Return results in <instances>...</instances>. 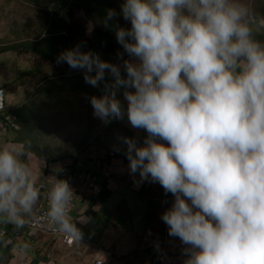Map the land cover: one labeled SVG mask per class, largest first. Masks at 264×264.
Returning <instances> with one entry per match:
<instances>
[{"label":"clouds","instance_id":"1","mask_svg":"<svg viewBox=\"0 0 264 264\" xmlns=\"http://www.w3.org/2000/svg\"><path fill=\"white\" fill-rule=\"evenodd\" d=\"M118 15L130 23L114 29L122 65L83 44L57 63L82 70L93 88L103 85L89 97L94 117L108 124L126 115L147 133L142 144L122 138L129 172L174 197L161 220L185 245L183 264H264V41L256 38L264 18L250 0H122L103 25ZM95 26L89 21L86 32ZM30 148L0 145V218L16 229L43 221L81 243L77 224L91 218L70 215L75 194L55 175L62 169L54 171L46 214L36 217L41 187L25 162ZM46 166L43 159L40 175Z\"/></svg>","mask_w":264,"mask_h":264},{"label":"crops","instance_id":"2","mask_svg":"<svg viewBox=\"0 0 264 264\" xmlns=\"http://www.w3.org/2000/svg\"><path fill=\"white\" fill-rule=\"evenodd\" d=\"M252 1L262 0H250L251 3ZM257 15L264 18V6ZM256 38L264 41V29L257 32ZM12 44L14 43L2 47H15ZM53 52L44 56L48 63L53 60ZM118 52L123 53V49ZM61 65L66 66L64 63ZM47 66L49 68V64ZM121 73L123 75V67H121ZM105 78L108 81L112 79L107 72ZM122 93L123 89H120L117 96L126 107ZM6 106L8 113L6 115H10L9 111H11L19 127L23 114L18 115L14 112L19 107L15 105L10 95L9 100H6ZM3 113L0 114V145L22 142L16 138L17 129L9 127L6 123V115ZM87 128L89 129L84 133L78 150L76 145L72 147V150L56 149L57 151H51L54 157H47L43 153H48L50 144H57L56 146L63 148L66 146L55 141L51 142L52 137H50V140L48 138L43 140L42 152L31 147L25 157V162L37 173L40 187H51L53 175L49 170V164L58 158H66L74 168H83L94 174L96 182L101 185L99 194L83 197L82 192H77L74 207L70 213L73 220L81 218L82 215L91 218L85 223L77 224L84 234L81 243H74L71 247L65 246L49 235L38 231L30 232L25 228L16 229L14 225L0 218V231L2 229L5 231L0 238V264H90L98 252L122 259V256L128 255L133 249H139V247H141L142 253L139 251L142 254L141 257L134 259L129 255V263H134L133 260L140 258L144 260L143 262H149L151 258L146 257L148 254L142 251L144 244L147 242L156 246L160 240L163 242L165 237L172 264H180L181 260L186 258L183 253L185 245L179 238L169 236L168 231L165 233V223L161 220V213L171 207L172 194H166L159 183L150 180L141 181L138 173L129 172V162L125 156L126 146L122 138H134L138 144H142L147 133L143 129L132 128L126 115L123 120H112L108 124L92 116V121H88ZM96 148L113 151L114 155L108 159L107 166L101 167L97 164L98 149ZM43 159L47 166L42 169L43 175H40ZM25 245L26 247H23Z\"/></svg>","mask_w":264,"mask_h":264},{"label":"rangeland","instance_id":"3","mask_svg":"<svg viewBox=\"0 0 264 264\" xmlns=\"http://www.w3.org/2000/svg\"><path fill=\"white\" fill-rule=\"evenodd\" d=\"M33 1L0 0V85L5 89L6 100H9V95L12 96L16 106H39L40 121L36 126L26 124L25 121V133L31 140V147L40 152L43 150L41 145L45 138L50 140L52 137L51 142L65 144V148L50 144L48 153H43L47 157H54L51 151H57L56 149L72 150L75 145L76 150L80 148L83 135L89 129L88 121H92L94 116L89 97L96 96L98 91H93V87L86 84L83 77L78 82L70 79L77 72L83 73L82 70L71 69L66 63V66L57 61L54 63L57 55L68 47L83 44V51L91 50L92 47V51L99 56L106 55L101 48L106 47L109 52L101 59L111 63L118 61L120 57L117 54L121 53L118 51L122 47L119 44L113 47L116 38L111 40V45L105 41L99 47L96 38L102 32H108L107 27L115 35L113 23L121 27H130V23L118 15L105 27L102 23L105 17L96 12L100 7L95 6L92 11L88 9V18L82 9L76 8V0ZM251 4L257 14L262 11L264 0L252 1ZM104 7L110 9L108 6ZM92 19L96 26L88 34L86 28ZM10 43H14L12 45L15 47H2ZM46 45H55L59 47L58 50L62 49L54 51L53 60L49 63L42 54L33 50ZM50 52H53V47H48V53ZM47 78L50 79L47 81ZM145 245L146 243L144 247ZM141 255L137 253L133 258ZM143 261L140 258L132 262Z\"/></svg>","mask_w":264,"mask_h":264},{"label":"built area","instance_id":"4","mask_svg":"<svg viewBox=\"0 0 264 264\" xmlns=\"http://www.w3.org/2000/svg\"><path fill=\"white\" fill-rule=\"evenodd\" d=\"M123 59H128L127 55L123 57ZM115 64L122 65V59H119L118 61L115 62ZM0 99H2L3 102V108L0 109V112L4 110L5 104H6V92L5 89L0 86ZM6 123L8 124L9 127L12 128H17V124L14 121V117L12 116H6ZM97 150V164L100 165L101 167H105L108 164V159L114 155L113 151L110 150H103L101 148H96ZM56 168L62 169V171L55 173L58 179H66L72 189L74 190V196L71 204V209L73 210L74 203H75V196H77V192H82L83 197H93L99 194L101 190V185H99L96 182V178L93 173L90 171L83 169V168H74L71 163L68 161V159L64 158H58L54 159L52 162L49 164V170L51 174H54V171ZM50 188L47 187H41V198L39 201V204L36 209V217H43L46 214L47 210V193ZM174 200V197L172 196V202ZM172 205V204H171ZM71 210V211H72ZM27 229V231L34 232H42L45 235H49L55 239H58L62 244L65 246H73L74 243H69L67 238L57 232L53 231L52 229L48 228L46 223L41 221V226L40 227H33L32 224L26 225L24 227ZM165 233L168 231V226L165 224ZM5 231L2 229L0 231V234L2 236L4 235ZM145 248H149L152 251L155 252L154 245L152 243H147L145 245ZM148 257V255L146 256ZM185 259V258H184ZM183 260H181L180 264H183ZM90 264H136V263H129L123 259H120L118 257L109 255V254H103V253H96L95 256L92 258ZM137 264H172L171 259L169 257V253L167 250V238L165 237L161 249L156 251L155 258L153 259L152 263L149 261L142 262V263H137Z\"/></svg>","mask_w":264,"mask_h":264},{"label":"trees","instance_id":"5","mask_svg":"<svg viewBox=\"0 0 264 264\" xmlns=\"http://www.w3.org/2000/svg\"><path fill=\"white\" fill-rule=\"evenodd\" d=\"M36 1H39V0H34L33 2H36ZM76 2L78 3V6H76V8L82 9V11H84L85 13L88 11V9L90 11L94 10V7L95 6L100 7V9H98L99 11H96V12L98 14L102 15L103 17H105V15H106L105 11L107 9L104 6H108V8H110V9H115L117 11V13H119V11H120V5L122 3V0H76ZM102 9H104V11ZM86 15H87V13H86ZM87 17H88V15H87ZM94 19H96V17ZM92 21H93V19H92ZM112 26L115 29L116 25L114 23L112 24ZM107 29L109 30L108 32H102V34L99 37L96 38V40H98L97 41L98 42L97 43V47H99V45L100 44H103L105 41H107L108 44H110L111 40H113L115 38V35L112 33L110 27H107ZM59 37L61 38V36H59ZM117 44L118 43L116 41V44L113 47L117 46ZM50 47H53V50L56 51V48L57 47H55V45H52ZM101 48H103L104 52L107 55V53L109 52V50L108 49H105L106 47H101ZM33 50H34L35 53L42 54L43 56H47V55H50L51 54V53H48V47H43V48H39V47L37 48V47H35ZM91 51H92V47H91ZM106 55H102V56H100V58L106 57ZM82 77H83V73L77 72L70 79H72L75 82H78ZM95 89L98 90L96 92V96H98V94L102 90V84H101V86L99 88H93V91ZM4 111H5V113H3ZM14 112H16L18 115L20 113L23 114V119L19 121V124H20L19 129L16 130V136H17L16 138L19 141H22V142H25V141L30 142L31 140L27 137V135L25 133V128L23 126V123L26 121V124H30V125L32 124V125L36 126V123H38L40 121V119H41V110H40L39 106L38 105H25V107H22V108L19 107L18 109L14 110ZM1 113H3V115L8 114L7 113V106H6V104H5L4 110L1 111L0 114ZM9 113H10V116H13L14 115V114H11V111H9ZM6 116H9V115H6ZM6 116H5V119H6ZM161 246H162V241L160 240L156 244V246L154 245L155 252L152 251L151 249L145 248V247H144L145 248L144 250L142 249V251L144 253H147L148 256L152 255V257H150L151 258V260H150L151 263H152L153 259L155 258L156 251L160 250L161 249ZM139 251L141 252V247H139V249H133L128 255L122 256L121 258L123 260H126V261L129 262L128 256L130 255V256L136 257L137 256V253L140 254ZM131 259H133V258H131ZM134 263L137 264L139 262H134Z\"/></svg>","mask_w":264,"mask_h":264}]
</instances>
